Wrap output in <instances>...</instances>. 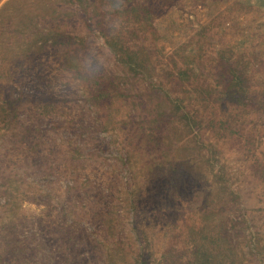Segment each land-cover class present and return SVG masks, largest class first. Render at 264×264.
<instances>
[{
    "label": "rangeland",
    "instance_id": "obj_1",
    "mask_svg": "<svg viewBox=\"0 0 264 264\" xmlns=\"http://www.w3.org/2000/svg\"><path fill=\"white\" fill-rule=\"evenodd\" d=\"M133 1L0 0V264H264V0Z\"/></svg>",
    "mask_w": 264,
    "mask_h": 264
},
{
    "label": "clouds",
    "instance_id": "obj_2",
    "mask_svg": "<svg viewBox=\"0 0 264 264\" xmlns=\"http://www.w3.org/2000/svg\"><path fill=\"white\" fill-rule=\"evenodd\" d=\"M123 0H107L104 5V23L110 35L119 34L124 21L121 15ZM114 50L93 39L75 57V68L62 74L55 84L57 89L69 88L84 93L86 83L98 79L114 59Z\"/></svg>",
    "mask_w": 264,
    "mask_h": 264
},
{
    "label": "trees",
    "instance_id": "obj_3",
    "mask_svg": "<svg viewBox=\"0 0 264 264\" xmlns=\"http://www.w3.org/2000/svg\"><path fill=\"white\" fill-rule=\"evenodd\" d=\"M123 5V10L127 12L132 11V13H135L133 10L135 9L136 5L133 0H123ZM144 11L147 12V8H144ZM104 38L106 44L114 50L115 55L118 58L120 57V60L124 61L126 64H137L136 62H138L139 59L138 57H135V51L130 49L129 44L126 41H121L119 39V35H109L105 36Z\"/></svg>",
    "mask_w": 264,
    "mask_h": 264
}]
</instances>
